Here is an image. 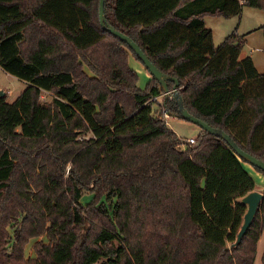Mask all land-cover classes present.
<instances>
[{"label":"trees","instance_id":"16d2710c","mask_svg":"<svg viewBox=\"0 0 264 264\" xmlns=\"http://www.w3.org/2000/svg\"><path fill=\"white\" fill-rule=\"evenodd\" d=\"M98 2L0 0V68L25 83L0 96V264H255L264 185L235 245L253 176L223 140L166 126L152 105L177 113L174 101L152 76L139 88V59L101 27ZM244 6L264 0H104V14L177 78L192 115L264 161V72L204 21Z\"/></svg>","mask_w":264,"mask_h":264},{"label":"rangeland","instance_id":"374dc122","mask_svg":"<svg viewBox=\"0 0 264 264\" xmlns=\"http://www.w3.org/2000/svg\"><path fill=\"white\" fill-rule=\"evenodd\" d=\"M205 25L212 30L213 43L215 46L219 45L223 39L235 33L237 37L242 40L241 46V56L254 58L256 60L257 67L264 72V33L260 28L264 25V9L254 8L249 6H244L242 12L238 16L224 18L222 16H206ZM150 77V74L148 72ZM145 80L141 77L138 78L137 85L142 89L144 87ZM25 88V83L6 73L0 68V90L3 91V95L8 102H12L17 98V96ZM41 100L50 102L51 95L46 92L41 93ZM159 99H161L159 97ZM162 100L158 102L161 103ZM153 108L156 107L162 112L163 119L166 123V126L172 130L182 141L185 142L190 137H195L199 134L200 128L186 120H183L178 117L168 116L165 108L160 104L157 106L156 103H153ZM165 110V111H164ZM181 149H185L186 146H180ZM245 167L251 173L253 178L255 177L258 181V186L256 190H261L262 183H264V176L257 172L252 166L247 163H244ZM261 181V182H259ZM92 198V194L85 195L82 198V203H87ZM10 232L12 229L9 230ZM44 240V237L32 238L31 241L25 247V255H33L32 246L35 242L39 240ZM264 246V230L257 244V256L256 263H259V257Z\"/></svg>","mask_w":264,"mask_h":264},{"label":"water","instance_id":"95a60500","mask_svg":"<svg viewBox=\"0 0 264 264\" xmlns=\"http://www.w3.org/2000/svg\"><path fill=\"white\" fill-rule=\"evenodd\" d=\"M98 19L101 27L106 29L110 34L117 37L120 41L124 42L138 57L140 63L145 67V69L149 72L150 76H152L161 86L162 94L164 98L169 97L175 103L177 113H172L166 110L168 116L178 117L183 120H186L192 124L197 125L200 129L206 131L209 134L214 135L215 137L223 140L232 151L245 163L249 164L253 168H257L264 172V161L258 159L252 154L243 150L234 140L233 138L226 133L223 129L219 127H214L199 119L198 117L192 115L185 107L183 98L179 92V81L176 77L171 76L167 73L162 72L160 69L156 67V65L148 58V56L143 52V50L139 47V45L133 41L128 35L125 33L115 29L112 25L108 24L104 14V0H99L98 2ZM172 81V88L169 89L167 82ZM0 96H3V91L0 90ZM262 199V193L256 190H253L247 193L245 196L241 198V202L246 205V211L243 216L242 225L237 233V237L235 240V245L238 244L246 232L248 226L250 225L257 209Z\"/></svg>","mask_w":264,"mask_h":264},{"label":"crops","instance_id":"0c3cea01","mask_svg":"<svg viewBox=\"0 0 264 264\" xmlns=\"http://www.w3.org/2000/svg\"><path fill=\"white\" fill-rule=\"evenodd\" d=\"M204 21H205V18H204ZM240 57H242L241 56V54H240ZM252 59V61H253V64H254V66H255V68L257 69V71L258 72H263V71H261L258 67H257V64H256V60L254 59V58H251ZM128 63H129V66L133 69V70H135L136 72H137V74H138V78H143L144 80H145V82H144V87L146 86V83H147V81H148V79L150 78L149 77V75H148V71L145 69V67L142 65V63H140V61H138V60H136L131 54L129 55V57H128ZM140 89H142L141 87H139ZM144 89V88H143ZM161 98V97H160ZM159 100H161V99H159L158 98V100L157 101H159ZM195 137H197V136H195ZM181 146H184V145H181ZM256 174H259L258 172H255ZM254 176V175H253ZM254 180H255V182H256V186H255V189L254 190H256V187L258 186V181H256V179H255V177H254ZM259 182H261V181H259ZM261 184H262V187H263V185H264V183H262L261 182ZM262 187H261V189H262ZM256 191H258V190H256ZM261 190H259V192H260ZM263 250V249H262ZM262 252V251H261Z\"/></svg>","mask_w":264,"mask_h":264},{"label":"built area","instance_id":"2783aa9c","mask_svg":"<svg viewBox=\"0 0 264 264\" xmlns=\"http://www.w3.org/2000/svg\"><path fill=\"white\" fill-rule=\"evenodd\" d=\"M158 98H159V97H155L154 99H155V100H158ZM186 141H187V143H189V144H193V143H195V141H196V137H190V138H188Z\"/></svg>","mask_w":264,"mask_h":264}]
</instances>
